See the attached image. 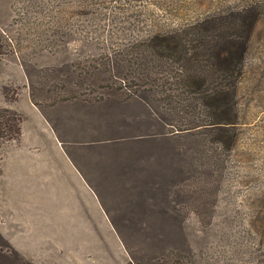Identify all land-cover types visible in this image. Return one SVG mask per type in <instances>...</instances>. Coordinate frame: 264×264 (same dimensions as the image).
Here are the masks:
<instances>
[{"label":"rangeland","instance_id":"1","mask_svg":"<svg viewBox=\"0 0 264 264\" xmlns=\"http://www.w3.org/2000/svg\"><path fill=\"white\" fill-rule=\"evenodd\" d=\"M73 1L0 0V33L8 45L0 57V106L23 117L20 138L0 144V264H264V0L105 3L102 27L111 26L116 11V26L130 32L135 11L137 23L156 14L167 27L248 9L245 20L254 25L238 84L239 136L220 163L212 153L216 144L195 135L135 137L163 130V121L134 101L49 105L51 78L64 70L42 66L71 57L65 41L57 53L52 43L59 5ZM38 109L88 174L89 193L66 173L55 176L66 169L56 156L59 145L33 114ZM182 118L173 116L187 124ZM33 163L39 167L32 172Z\"/></svg>","mask_w":264,"mask_h":264},{"label":"trees","instance_id":"2","mask_svg":"<svg viewBox=\"0 0 264 264\" xmlns=\"http://www.w3.org/2000/svg\"><path fill=\"white\" fill-rule=\"evenodd\" d=\"M118 1L123 0H74L63 8L59 5V18L53 25L58 27L54 31L58 40L52 43V52H61L59 45L65 41L72 58L64 55L56 60L58 65L42 66L52 72L58 71L56 66L64 70L61 77L51 78L55 100L49 105L78 99L115 106L134 101L144 114L163 121L159 124L163 130L135 137L170 132L195 135L196 140L216 144L212 153L220 163L221 152L233 149L239 136L238 84L254 25L245 20L248 9L199 15L167 27L156 14L150 18L146 14L137 23L134 17L140 13L135 11L133 32L130 27L116 26L114 11L111 26L102 27L105 3ZM146 1L158 7L165 3ZM3 40L0 33V57L7 54ZM42 80L37 83L41 85ZM173 116L183 117L181 122L187 118V124L179 125ZM22 121L17 111L0 106V144L20 138Z\"/></svg>","mask_w":264,"mask_h":264},{"label":"crops","instance_id":"3","mask_svg":"<svg viewBox=\"0 0 264 264\" xmlns=\"http://www.w3.org/2000/svg\"><path fill=\"white\" fill-rule=\"evenodd\" d=\"M38 112H36L35 110H33V114L35 113L36 117L38 120L42 121V125L47 128V132H50L51 134V139L57 142V144L59 145V149L60 151L58 153H56V156L58 157V159L62 162V166L66 169V171H61V172H55V176H61L63 174L66 173V175L70 176L73 181L76 183L75 179L77 180V185L79 187L82 188L83 191H85L86 193H89V188L90 185L87 184V173H85V171H83L82 167L78 164V162L76 161V159L74 158L73 155H71L70 153H68V151L65 149V145H67L66 143H68L66 141V139L64 138V135L59 131L58 126H56L55 124H53V120H51L50 118H48L41 110H37ZM65 119L68 121V114H65ZM75 122L76 120L73 119ZM78 122V121H77ZM49 126L51 127V130L49 131ZM40 143H42V141H38ZM59 142V143H58ZM64 145V146H63ZM57 159V158H55ZM37 160V159H36ZM26 161V160H25ZM38 162V161H37ZM31 166V171H35L37 167H39V165H35L34 163L30 165ZM70 178V179H71ZM72 179L69 180V183H73ZM86 179V180H85ZM92 189V188H91ZM93 192H95L94 190H92ZM96 193V192H95ZM105 217H103L104 219ZM105 220V219H104ZM104 223V221H103ZM110 223H112L110 221Z\"/></svg>","mask_w":264,"mask_h":264}]
</instances>
